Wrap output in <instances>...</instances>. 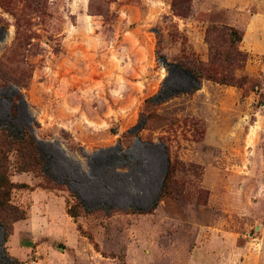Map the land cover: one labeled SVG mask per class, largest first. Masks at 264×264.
Listing matches in <instances>:
<instances>
[{"label":"rangeland","instance_id":"obj_1","mask_svg":"<svg viewBox=\"0 0 264 264\" xmlns=\"http://www.w3.org/2000/svg\"><path fill=\"white\" fill-rule=\"evenodd\" d=\"M189 5L0 0V156L25 213H3L0 264H264V0ZM188 62L209 69L197 89ZM4 129L63 186L18 171Z\"/></svg>","mask_w":264,"mask_h":264},{"label":"trees","instance_id":"obj_2","mask_svg":"<svg viewBox=\"0 0 264 264\" xmlns=\"http://www.w3.org/2000/svg\"><path fill=\"white\" fill-rule=\"evenodd\" d=\"M95 1L96 0H92L93 3ZM96 10H98V8H96ZM172 10L176 15H182V16L187 15L190 10L189 0H172ZM105 19H107V17H105ZM216 30H221L223 32L225 31L224 33H226L229 36V42L231 47L233 46L232 47L233 51H235L237 55L243 56L242 53H240V51L236 47L237 44L240 43L243 39V32L241 30L232 26H224V27L212 26L211 31H216ZM211 58L213 59V56ZM171 65L172 64H168L165 62V66L167 68H169ZM173 65L177 69L187 74L190 77V79L194 81L195 86L193 87V89L198 88L197 86L200 84L201 78L206 73V71L209 70L207 68H204L202 65H198L194 62H188L186 64L175 63ZM206 76L209 79L219 83L227 84L228 82H230L229 80H226L223 77L217 76L215 72H207ZM158 97H160V95L157 96L152 95L146 100V102H149L151 104L159 103V101L157 100ZM162 101L163 99L160 100V102ZM144 125H145V121L143 120V118H140V120L134 127L126 131V135L131 137L137 136L139 138L138 133L144 128ZM4 131L7 132V135H5L6 145H16V151L18 152V160L16 163L17 164L16 168L18 171L20 172L32 171L37 173L39 176L45 178L46 188L63 186V183H59L49 173L45 155L41 150L37 139L31 134L29 129H27V131H24L20 137H13L8 131V129H4ZM164 148L166 154H168L167 147L164 146ZM1 160H2V156H0V227L2 228L3 237L5 239L9 234V231L3 213L6 214L13 213L14 214L12 216L13 221L24 219L25 213L9 203L10 193L11 190L14 188V183L9 180L6 171L4 169L3 161ZM171 171L172 169L170 166V159L169 156H167V165L165 171L166 175L169 174ZM77 208L83 210V212L85 211V208L83 207L81 201L78 199L75 205L68 207L67 209L68 214L76 218L79 215ZM129 209L134 210L132 208ZM13 263H16V261L13 260Z\"/></svg>","mask_w":264,"mask_h":264}]
</instances>
